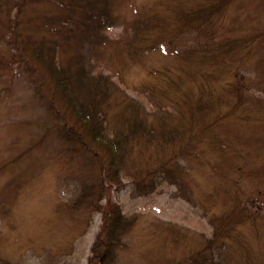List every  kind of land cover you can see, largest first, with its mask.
I'll use <instances>...</instances> for the list:
<instances>
[{"label": "trees", "instance_id": "obj_1", "mask_svg": "<svg viewBox=\"0 0 264 264\" xmlns=\"http://www.w3.org/2000/svg\"><path fill=\"white\" fill-rule=\"evenodd\" d=\"M242 1L0 0V103L25 111L0 146V176L18 164L29 179L47 158L67 172L75 193L65 206L101 214L84 264H111L136 223L111 191L144 195L169 182L190 198L195 166L223 178L198 198L211 234L157 264H264V95L245 84L247 61L264 75V27L244 34L234 17ZM116 48L118 70L154 52L170 59L135 85L149 105L103 68ZM16 87L26 92L18 103ZM229 171L259 177L258 187L238 196L235 183L223 186ZM23 180L0 186V212L11 211Z\"/></svg>", "mask_w": 264, "mask_h": 264}, {"label": "rangeland", "instance_id": "obj_2", "mask_svg": "<svg viewBox=\"0 0 264 264\" xmlns=\"http://www.w3.org/2000/svg\"><path fill=\"white\" fill-rule=\"evenodd\" d=\"M144 1L154 0H133V3L139 5ZM243 1L239 14L234 17L244 34H249L264 27V0ZM259 9L261 17L258 14ZM247 15H256V18L246 19ZM120 33L121 26L108 30L111 37H117ZM118 52L121 55H117L118 60L114 55L112 63L103 68L105 71L121 74V79L116 75L114 77L121 81L131 95L149 105L145 94L135 85L144 76L147 67L170 63V59L160 52H154L149 54L144 64L127 62L129 66L118 70L124 63L121 58L122 49L119 48ZM247 62L245 66L248 77L245 84L250 85L246 91L255 94L263 91L264 95V83L258 84L264 75L259 76L253 60ZM15 95L14 103H18L24 99L26 92L16 87ZM3 102L0 103V146L13 136L12 122L20 120L19 116H22L19 114L21 108ZM21 112L25 113L23 109ZM47 160L45 166L29 179L26 175L30 174V168H23L18 164L5 170L0 176V186L14 176L19 180L25 177L26 182L18 190L11 211L0 212V256L15 264H84L101 222V214L99 211L85 213L82 210L76 213L68 209L65 204L71 201L75 193L74 187L72 188L74 182L67 181V172H61L57 163L52 159ZM193 176L196 185L193 186L190 198L176 192V186L169 182L159 184L144 195H135L129 186L118 193L111 191V197L120 203L123 212L136 215L135 225L124 237V243L119 247L111 264H157L163 259H177L189 253L205 236L211 234L212 225L209 215L206 214L208 202L202 204L198 198H202L203 193L214 185L223 182V178L216 176L207 166L198 167L197 171L195 166ZM258 178L229 171V181H224L223 186L234 189L235 185L238 187V196L245 197L249 191L258 187ZM222 193L220 191V195ZM217 197L220 198L218 194ZM223 197H227L225 192ZM221 206L222 203H219L209 208V211H218Z\"/></svg>", "mask_w": 264, "mask_h": 264}]
</instances>
